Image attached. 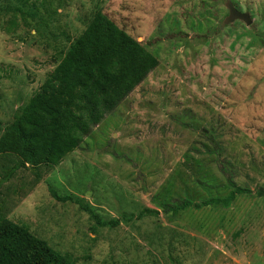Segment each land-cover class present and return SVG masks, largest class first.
Returning <instances> with one entry per match:
<instances>
[{
	"label": "rangeland",
	"instance_id": "374dc122",
	"mask_svg": "<svg viewBox=\"0 0 264 264\" xmlns=\"http://www.w3.org/2000/svg\"><path fill=\"white\" fill-rule=\"evenodd\" d=\"M231 1L250 25L226 0H0V137L99 10L159 60L58 165L0 153V216L77 264H264V0ZM226 174L253 194L164 212Z\"/></svg>",
	"mask_w": 264,
	"mask_h": 264
},
{
	"label": "trees",
	"instance_id": "16d2710c",
	"mask_svg": "<svg viewBox=\"0 0 264 264\" xmlns=\"http://www.w3.org/2000/svg\"><path fill=\"white\" fill-rule=\"evenodd\" d=\"M158 65V58L140 41L101 10L97 11L57 66L47 73L28 103L3 128L0 153L17 155L20 159L17 167L58 165L68 154L80 148L92 130L114 112ZM209 137L218 153L220 146L213 136ZM226 175L230 188L226 196L201 201L176 199L161 204L164 212L175 218L186 208H230L239 195L253 194L251 189ZM255 194L264 197V190ZM52 195L60 201L71 200L55 191ZM78 203L99 225L118 223L101 222L89 205ZM145 212L158 213L149 208L140 213ZM0 264L77 263L70 253L51 246L26 225L0 216Z\"/></svg>",
	"mask_w": 264,
	"mask_h": 264
},
{
	"label": "water",
	"instance_id": "95a60500",
	"mask_svg": "<svg viewBox=\"0 0 264 264\" xmlns=\"http://www.w3.org/2000/svg\"><path fill=\"white\" fill-rule=\"evenodd\" d=\"M225 5L229 10V14L227 15V17L223 21L222 26H224L226 24H230L236 20H242L247 25L251 24L252 18H251V14L249 12H243V11L239 10L231 0H226Z\"/></svg>",
	"mask_w": 264,
	"mask_h": 264
}]
</instances>
